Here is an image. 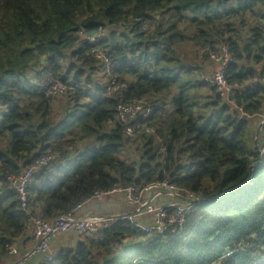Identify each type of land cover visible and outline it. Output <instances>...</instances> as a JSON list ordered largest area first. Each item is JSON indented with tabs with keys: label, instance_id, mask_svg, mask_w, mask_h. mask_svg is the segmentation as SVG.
I'll list each match as a JSON object with an SVG mask.
<instances>
[{
	"label": "trees",
	"instance_id": "16d2710c",
	"mask_svg": "<svg viewBox=\"0 0 264 264\" xmlns=\"http://www.w3.org/2000/svg\"><path fill=\"white\" fill-rule=\"evenodd\" d=\"M259 19L264 0H0V258L28 240L32 217L65 215L96 190L168 180L199 199L177 232L145 235L117 220L43 264H264V157L248 129L264 108ZM78 33L95 36L117 91ZM183 43L196 46L190 62ZM223 49L241 119L203 79ZM47 81L72 89L51 98ZM135 101L150 113L120 119L117 105ZM51 153L22 210L7 177Z\"/></svg>",
	"mask_w": 264,
	"mask_h": 264
},
{
	"label": "built area",
	"instance_id": "2783aa9c",
	"mask_svg": "<svg viewBox=\"0 0 264 264\" xmlns=\"http://www.w3.org/2000/svg\"><path fill=\"white\" fill-rule=\"evenodd\" d=\"M82 39L90 43V56L99 62L102 67L101 74L105 80L107 92L110 90L117 91L119 85L116 83V77L112 73L115 66L104 56L95 36H83ZM211 60L216 63V68L214 72H210L209 77L204 76L203 79L214 85L219 96L231 105L233 109L238 110L237 119L247 117L240 108L234 105L231 99L232 88L224 79V69L229 60L226 50L223 49L222 55H211ZM71 89L72 87L66 86L61 82L47 81L45 93L48 97L55 98ZM116 112L120 119L128 121L133 120L138 113L147 116L150 113V108L145 101H135L126 104L119 103L116 107ZM260 117L257 145L258 154L262 159L264 157V113ZM136 128L139 127L136 125L135 127L126 128L124 136H133L134 129ZM54 158L55 155L52 153L42 156L20 174L7 177L22 210L27 209L26 190L28 185H30L33 177L41 167L47 165ZM118 194H121L125 201L133 207V215L116 216L111 219L99 217L81 219L75 215V212L81 207L78 204L69 213L50 220L32 217L29 220L26 231L31 249L19 263H23L33 257H40L42 263L53 261L57 253H53L50 250V243L58 234L73 231L79 237L93 236L99 230L107 228L117 220L127 221L131 226L145 235L175 233L183 225L185 212L190 209L192 202L199 200L196 199L193 193L176 187L168 180H155L141 187L130 185L125 188L116 186L107 191L96 190L89 201H100L105 197ZM7 254L17 255L16 246L10 245L7 248ZM230 254L231 251L227 252L225 256H229Z\"/></svg>",
	"mask_w": 264,
	"mask_h": 264
},
{
	"label": "crops",
	"instance_id": "0c3cea01",
	"mask_svg": "<svg viewBox=\"0 0 264 264\" xmlns=\"http://www.w3.org/2000/svg\"><path fill=\"white\" fill-rule=\"evenodd\" d=\"M264 113V108L261 112L256 114L253 117H249L248 121L250 125H248V129L252 134L250 144L253 147V138L255 139V135L258 131V125L260 123V116ZM133 207L130 206L124 199L121 194L112 195L105 197L104 199L97 201L91 200L89 202L84 203L79 210L75 212V215L78 218H90V217H99L102 219H110L116 216H123L129 213H133ZM82 239L75 232H67L61 233L54 237V239L50 243V250L53 253H58L61 250L74 248L79 240ZM16 246V245H15ZM17 249V255H7L0 258V264H16V262L20 261L28 251L31 249L30 242L25 239L23 241H19ZM17 264H43L41 262L40 257H33L23 263Z\"/></svg>",
	"mask_w": 264,
	"mask_h": 264
},
{
	"label": "rangeland",
	"instance_id": "374dc122",
	"mask_svg": "<svg viewBox=\"0 0 264 264\" xmlns=\"http://www.w3.org/2000/svg\"><path fill=\"white\" fill-rule=\"evenodd\" d=\"M232 2H233V0H232ZM255 20H258V18H255ZM259 21L262 25H264V19H259ZM78 35L83 37L82 33H78ZM177 52L181 55L182 58H184L188 62H190L193 59L194 55H196V46H194L190 43H183L182 45H180L177 48ZM113 92H114L113 90L108 91L109 94H112ZM53 100L55 102L57 99H53ZM58 109L59 108H56V110H58ZM167 110H169V107H167ZM253 141H254V138H253ZM133 155L136 156V153L133 152L132 148H130L128 151H126L125 156L133 158ZM145 223H146V221H145Z\"/></svg>",
	"mask_w": 264,
	"mask_h": 264
},
{
	"label": "water",
	"instance_id": "95a60500",
	"mask_svg": "<svg viewBox=\"0 0 264 264\" xmlns=\"http://www.w3.org/2000/svg\"><path fill=\"white\" fill-rule=\"evenodd\" d=\"M259 130H260V125H258V131H257V133H256V135H255V139H254V142H253V149H254V151H256V152L259 151V150H258V145H257V137H258V134H259ZM17 263H19V261L16 262V264H17Z\"/></svg>",
	"mask_w": 264,
	"mask_h": 264
},
{
	"label": "bare ground",
	"instance_id": "6f19581e",
	"mask_svg": "<svg viewBox=\"0 0 264 264\" xmlns=\"http://www.w3.org/2000/svg\"><path fill=\"white\" fill-rule=\"evenodd\" d=\"M128 216H131V215H133V213H129V214H127ZM111 219V218H110ZM143 222L145 223V220H143Z\"/></svg>",
	"mask_w": 264,
	"mask_h": 264
}]
</instances>
